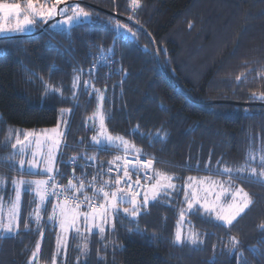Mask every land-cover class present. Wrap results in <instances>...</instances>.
Listing matches in <instances>:
<instances>
[{
  "label": "trees",
  "instance_id": "16d2710c",
  "mask_svg": "<svg viewBox=\"0 0 264 264\" xmlns=\"http://www.w3.org/2000/svg\"><path fill=\"white\" fill-rule=\"evenodd\" d=\"M76 1L124 17L145 30L157 47L168 78L160 71L146 34L88 5L80 4L99 20L75 27L70 34L37 28L30 35L0 38V175L9 178L0 194L5 200V192H12L10 178H20L18 164L12 167L5 161L13 153L11 144L17 130L22 140L25 131L55 127L61 109L72 111L63 118L68 124L60 161L78 157L87 148V154L95 155L103 169L88 167L86 179L91 180L98 171L105 173L102 179L110 178L106 174L109 161L125 153L115 146L105 150L88 147L94 132L85 120L97 107L95 96L90 97L81 83L76 101H61L59 96L42 101L40 77L62 87L64 95L70 97L74 68L84 70L83 81L90 79L88 70L94 64L97 70L91 82L96 88L106 89L103 107L111 117L106 120L109 132L124 136L142 149L146 154L142 158H153L155 171L178 177L175 182L181 188L189 176L211 175L213 180L225 181L226 176L215 174L216 161L221 159L229 167L238 168L251 153L255 157L251 163L259 170L260 157L264 156V108L199 103L264 104L250 99L254 92H264V79L258 75L264 70V0H140L141 7L135 10L130 0ZM6 2L23 4V0ZM53 3L55 0H37L38 6ZM116 21L132 28L136 38L124 30L117 31ZM101 56H110L111 62L101 61ZM237 76L241 80L237 81ZM137 124L139 132L133 133ZM162 125L167 136L152 142L148 134L155 135ZM81 138L86 141L84 145L78 143ZM15 160L18 162V156ZM209 160L211 173L205 170ZM58 166L62 173L57 176L58 184L66 185L73 168ZM75 174L81 175L79 166ZM34 176L25 173L22 178L33 180ZM115 176L111 174V178ZM234 183L249 192L254 203L230 230L200 213L188 214L181 221L180 209L186 207L181 191L171 202L150 203L137 222L130 223L121 213L114 232L106 227L104 240L94 231L86 237L87 257L81 256L78 247L84 241L71 232L67 251L56 255L55 264H78V257L82 264H244L238 262V253L228 251L230 235L241 241L239 251L246 264H264V243H259L264 233L258 228L264 221V184L254 180ZM85 191L91 195L90 188ZM33 201L30 191L22 194L20 232L14 238L9 235L0 239V264H28L37 242L40 251L33 264H53L58 225L45 224L43 238L34 224L29 231L23 227L24 219L36 207ZM45 209L42 213L46 221L51 204L46 203ZM177 230L182 235L196 231L203 243L175 245L172 240ZM250 247L258 248L259 253L254 255Z\"/></svg>",
  "mask_w": 264,
  "mask_h": 264
},
{
  "label": "snow or ice",
  "instance_id": "6c2138e0",
  "mask_svg": "<svg viewBox=\"0 0 264 264\" xmlns=\"http://www.w3.org/2000/svg\"><path fill=\"white\" fill-rule=\"evenodd\" d=\"M133 10L141 7L140 0H130ZM64 4L62 8L57 6ZM132 17L130 16L129 19ZM15 20V24L11 27L8 24ZM99 20V16H93L89 11H86L80 6L76 0L67 3L66 0H55V3L50 6L40 4L38 6L37 0H23L21 2H6L0 0V38H6L8 35H23L25 33H32L37 28L44 32L55 34H70L73 28L84 25L94 24ZM115 29L117 31L124 30L131 35L133 39L136 38L137 33L122 24L119 21L115 22ZM191 27V25H190ZM112 49L108 52L112 53ZM104 62H111L110 56H101L99 58ZM55 66H53V69ZM97 70V65L94 64L88 70L90 79L83 80L84 70L81 68H74V76L71 86V96H65L62 87L54 86L40 77L43 84L44 95L42 101L48 96H59L61 101H76L78 100V90L81 83L85 92L91 97L95 96L97 107L95 111L86 118L85 124L94 132L88 141V147L97 150H105L110 147H117L124 153V157L117 156L115 161H109L107 168L108 180L102 179L105 173L98 171L92 176L91 180H87L86 169L88 167H99L103 169V164H97L96 156L87 154V148L80 156L70 157L68 161H59L56 153L60 151V146L64 143L65 133L61 131V126L66 127L68 121L63 119L68 115L72 109H61V120L57 127L51 130H42L40 133L35 131H25L23 133L24 139H20L19 130H17L15 142L11 144L13 153L5 157V161L12 167L18 164V172L20 178L11 177L10 185L11 191L14 195L5 196L0 194V239L11 235L15 237L20 232L21 227V203L22 194L24 192H31L34 196V203L36 207L30 211L29 215L23 221L25 231H29L30 225L34 224L39 231V235L43 238L44 226L58 225L56 240V253L53 256V264H55L56 255H59L61 250L65 253L68 246V235L70 232L79 236L84 242L79 245V251L82 257H87L89 247L86 237L93 234L94 230L98 232L101 239H106V227L114 232L116 228L115 221L120 218L123 213L124 218L131 222H137L142 213L146 212L150 203H156L161 200L171 202L176 196L183 191L182 203L186 207L180 209V220L184 221L186 215L192 213H200L210 217L219 226L230 230L234 222L242 216L243 213L254 203L249 192L245 191L234 183L236 180H254L258 183L264 184V156L260 157L259 170L253 166L251 161L255 157L248 156V161L238 168L229 167L222 159L216 161L215 174L226 176L225 181L213 180L211 175L205 177L186 178L183 187L179 186L175 181L178 177L155 171L153 169V158L142 160L141 157L146 154L142 149L138 148L134 143L126 139L124 136L112 135L106 125V120L111 117L104 111L105 91L96 88L91 82L93 74ZM261 79H264V70L258 72ZM237 81L241 80V76L236 77ZM252 100L264 101V92L257 95L255 92L250 97ZM162 108L164 106L162 105ZM166 110V109H165ZM140 125L137 124L133 128V133L139 132ZM144 136V133H140ZM152 136V142L163 141L167 136L166 131H163V125L157 129L155 135ZM85 139L81 138L79 144L84 145ZM35 143L37 150L30 151L31 145ZM41 144L49 145L47 153L39 151ZM131 153V157H129ZM19 156L18 162L15 157ZM30 156V158H29ZM83 160L84 164H78V161ZM122 161V163H121ZM59 164L72 166L73 175L68 179L66 185L57 183V176L62 175ZM211 160L205 164V170L212 172L210 167ZM113 165L117 173L122 172V175H116L111 178L113 173ZM81 168V175L76 176V167ZM199 168V162H197ZM43 174L47 175V179L26 180L23 175ZM135 175V179L133 176ZM143 180V183L141 182ZM9 178L0 175V193L4 191ZM92 190L91 195L86 193V189ZM55 198L56 202L52 203L50 198ZM223 198V199H222ZM46 203L51 204V211L47 214V220H44L42 210L46 211ZM7 205V213L5 215L4 207ZM83 209V210H82ZM259 230L264 233V221L258 225ZM139 232V229H134ZM113 247H117L115 242ZM172 243L175 245H198L203 243V239L196 231H190L188 234L182 235L180 230L174 234ZM264 243V236L259 241ZM228 251L238 253V262L244 261L243 253L239 251L241 241L236 236H229ZM107 247V244H105ZM119 247H123L119 245ZM254 255L259 253V249L250 247L248 249ZM40 251V243L37 242L35 250L32 251L28 259V264H33L37 259ZM78 264H82L78 257Z\"/></svg>",
  "mask_w": 264,
  "mask_h": 264
},
{
  "label": "water",
  "instance_id": "95a60500",
  "mask_svg": "<svg viewBox=\"0 0 264 264\" xmlns=\"http://www.w3.org/2000/svg\"><path fill=\"white\" fill-rule=\"evenodd\" d=\"M72 1H70L69 3H71ZM77 3L81 4V5H88L87 3H84L82 1H76ZM64 6V4H60V6L58 8H62ZM89 6V5H88ZM95 10H98L100 12H103L105 14H108L114 18H117V19H120L126 23H128L129 25L131 26H134L135 28H137L138 30L142 31L144 34H146V36L148 37V39L150 40L152 46H153V49H154V53H155V56H156V60H157V64H158V67L160 69V71L164 74V76L166 78L167 75L165 74L162 66H161V62H160V57H159V53H158V50H157V47L154 43V41L152 40V38L150 37L149 34H147V32L145 30H143L140 26L132 23L130 20L124 18V17H121V16H118L116 14H113V13H110L108 11H105V10H102V9H99V8H96L94 6H89ZM200 105H232V106H238V107H262L264 108V104L263 103H233V102H226V101H216V102H207V103H199Z\"/></svg>",
  "mask_w": 264,
  "mask_h": 264
},
{
  "label": "rangeland",
  "instance_id": "374dc122",
  "mask_svg": "<svg viewBox=\"0 0 264 264\" xmlns=\"http://www.w3.org/2000/svg\"><path fill=\"white\" fill-rule=\"evenodd\" d=\"M60 5H58L57 7H59ZM15 24V20H12L9 24H8V26L9 27H11V26H13ZM34 32H32V33H25V34H23V35H15V36H13V35H8L7 37H16V36H25V35H30V34H33ZM61 120V116L59 115V118H58V122ZM58 124V123H57ZM57 127V125L55 126V127H52V128H45V129H47V130H51V129H53V128H56ZM45 129H39V130H34L36 133H40L42 130H45ZM61 131H63L64 133H65V127L64 126H61ZM65 139H66V134H65ZM23 140V139H22ZM63 146V147H62ZM48 147H49V145H47V144H41V146H40V148H39V151L40 152H42V153H47V151H48ZM65 149V143H62L61 144V146H60V151L59 152H57L56 153V155H57V159L60 161V153H61V150H62V152H63V150ZM37 150V148H36V145H35V143H33L32 145H31V148H30V151H36ZM129 157H131L130 155H129ZM29 158H30V156H29ZM20 159V157L18 156V160ZM33 178H35V179H33V180H37V179H47L48 177H47V175H43V174H36ZM142 183H143V180L141 181ZM5 193H8V196H11V195H14V193L13 192H8V191H6ZM223 199V198H222ZM6 208H5V213H7V205L5 206ZM95 231V230H94ZM71 233V232H70ZM69 233V234H70ZM69 236V235H68Z\"/></svg>",
  "mask_w": 264,
  "mask_h": 264
},
{
  "label": "built area",
  "instance_id": "2783aa9c",
  "mask_svg": "<svg viewBox=\"0 0 264 264\" xmlns=\"http://www.w3.org/2000/svg\"><path fill=\"white\" fill-rule=\"evenodd\" d=\"M124 156H125V155H123L122 157H124ZM141 159L144 160V158H142V157H141ZM113 169H114V168H113ZM112 174H114V175H118V174L121 175L122 172L117 173V172L115 171V169H114ZM57 183H58V179H57ZM53 198H54V197H53ZM54 199H55V198H54Z\"/></svg>",
  "mask_w": 264,
  "mask_h": 264
}]
</instances>
